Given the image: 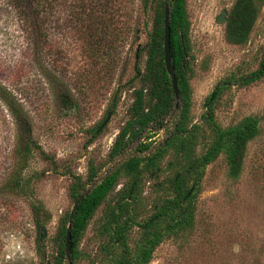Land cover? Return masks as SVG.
Segmentation results:
<instances>
[{"label": "rangeland", "instance_id": "1", "mask_svg": "<svg viewBox=\"0 0 264 264\" xmlns=\"http://www.w3.org/2000/svg\"><path fill=\"white\" fill-rule=\"evenodd\" d=\"M235 1L187 0L192 69L189 127H200L196 157L204 155L212 142L204 123L208 97L221 82L256 71L264 57V3L244 45L226 40L225 23H218V17L226 11L227 19ZM107 13L112 16L96 19L101 20L96 23V36L87 25L75 19L66 24L56 15L46 37L34 41L24 35L25 25L14 9L0 0V86L24 111L30 137L39 147L26 167L18 170L17 123L0 99V264H55L61 219L74 205L69 197L72 177L85 181L92 170L96 172L84 194L130 158L146 157V152H139V143L154 149L171 136L179 107L167 128L149 132L150 140L139 139L110 156L129 120L134 92L141 88L139 76L147 57L142 53L137 58V52L149 40L153 16L143 12L140 0H116ZM56 22L63 25L61 30ZM63 95L70 99L67 106ZM115 97L113 113L108 114ZM108 116L107 125L96 134ZM247 117L258 120L259 133L247 146L240 176L229 177L224 154L207 166L193 200L191 230L162 239L149 264H264V78L247 86H229L215 105V119L222 128ZM171 163L173 157H166L158 164L159 171L141 165L143 174L132 205L137 223L171 196L170 180L176 172L169 169ZM15 171L28 186L17 194L2 191ZM130 183L122 173L83 234L75 264H100L108 240L106 225L114 210L119 213L117 205L123 204ZM38 204L47 213L41 231L33 217V206ZM130 233L133 246L140 238L137 224ZM70 262L65 258L64 264Z\"/></svg>", "mask_w": 264, "mask_h": 264}, {"label": "trees", "instance_id": "2", "mask_svg": "<svg viewBox=\"0 0 264 264\" xmlns=\"http://www.w3.org/2000/svg\"><path fill=\"white\" fill-rule=\"evenodd\" d=\"M115 1L3 0L7 6L14 9L16 18L25 25L24 35L34 41L40 38V35L46 37L51 30L48 27L51 18L56 15L63 17L61 21L66 24L75 19L77 24L87 25L88 32H92V35L96 36L99 31L96 23L101 21L96 19H101V16H104L103 18L111 17V13L107 12L113 8ZM140 2L143 12H152L153 16L149 40L145 47L137 52V58L142 53L146 54L145 69L139 76L141 88L134 92V103L130 110L129 120L120 130L110 156L115 157L128 145L137 143L136 141L139 139L150 140L149 132L167 128L168 119L177 109L171 81L164 64V13L167 7L169 8L170 58L177 80L179 113L173 118L171 136L164 144L150 149V144L139 143V152H146L147 156L130 158L119 169L93 186L79 204L71 221L70 259L72 264H75L79 258L78 246L90 221L106 197L117 186L122 173L130 177L131 183L123 196V204L119 202L117 205L119 213H115L114 210L111 216L112 220L106 225L108 240L102 247L100 264H149L162 239L178 236L191 230L194 223L193 200L195 193L200 188L206 167L224 154L229 177L237 179L243 169L247 146L259 133V122L255 117H247L235 126L222 128L215 119V105L222 92L229 86H247L263 79L264 57L256 71L234 81L221 82L208 97L204 123L212 135V142L204 155L195 156L194 151L200 127L195 125L189 127L192 69L190 67V23L187 15V0H140ZM263 3L264 0L235 1L225 23V37L228 43L241 46L248 41L258 17L259 6ZM57 22L55 25H59ZM62 27L63 25H59L56 29L61 30ZM106 37L108 35H105ZM0 99L5 103L17 123L19 134L15 154L17 168L21 171L26 167L33 150L39 149V147L30 137V128L27 126V117L24 111L9 92L1 86ZM61 100L66 106L69 105L70 99L65 95ZM116 102L117 98L115 97L108 114L113 113ZM97 131L96 134L101 132L97 133ZM144 133L146 136L143 137ZM169 156L173 157V163L170 164L169 169H176L170 180L171 196L157 203L151 216L141 219V222L137 223L132 205L136 200V190L143 174L141 165L144 166V170L151 168L154 171H159L158 164ZM95 176L96 172L92 170L85 181H82L80 177H72L69 197L73 203L83 194L85 186L93 182ZM22 180L20 173L15 171L2 191L6 189L15 194L22 192L24 187L28 186V182L23 183ZM70 213L61 219L55 264H64L65 237ZM43 214L47 213L42 205L33 206L34 225L38 231L43 229L41 221ZM136 224L140 228V238L131 246L130 231Z\"/></svg>", "mask_w": 264, "mask_h": 264}, {"label": "water", "instance_id": "3", "mask_svg": "<svg viewBox=\"0 0 264 264\" xmlns=\"http://www.w3.org/2000/svg\"><path fill=\"white\" fill-rule=\"evenodd\" d=\"M226 14H227L226 11L222 12V14L218 17V23H226V20H227ZM169 42H170V39H169V8L167 7V8H165V13H164V41H163L164 64H165V69H166L167 75L169 76L170 81H171L172 91L174 94V98L176 100V108H177L178 100H179V94H178L177 80H176L174 68L171 64L170 43ZM109 118L110 117L108 116L105 119V121L99 127L97 133L99 131H101L107 125ZM88 193H89V191L80 195L77 198V200L74 202V205H73L71 213H70V220H69V224L67 226L66 237H65V258L67 260H70V255H71V221H72V217H73V214L76 211L77 207L83 201V199L85 198V196ZM43 233L45 234L44 230H43ZM69 264H71V262Z\"/></svg>", "mask_w": 264, "mask_h": 264}]
</instances>
